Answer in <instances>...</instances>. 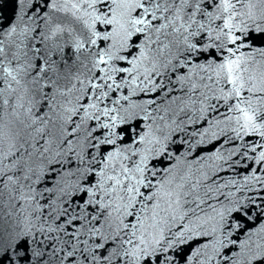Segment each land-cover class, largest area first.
Masks as SVG:
<instances>
[{"label":"snow or ice","instance_id":"obj_1","mask_svg":"<svg viewBox=\"0 0 264 264\" xmlns=\"http://www.w3.org/2000/svg\"><path fill=\"white\" fill-rule=\"evenodd\" d=\"M23 8L0 28V208L16 221L0 264H159L195 237L205 243L187 264H264V225L231 223L251 219L243 203L202 215L199 181L181 171L165 131L176 105L207 121L201 135L264 141V0H28V23ZM149 93L162 96L131 100ZM53 143L57 158L76 157L72 192L87 198L75 205L59 184L55 199L36 190L46 174L28 160ZM164 158L168 167L152 163Z\"/></svg>","mask_w":264,"mask_h":264},{"label":"water","instance_id":"obj_2","mask_svg":"<svg viewBox=\"0 0 264 264\" xmlns=\"http://www.w3.org/2000/svg\"><path fill=\"white\" fill-rule=\"evenodd\" d=\"M22 3L24 6L23 10L27 11L28 0H0V18H3L5 21L3 25H0V28L7 27L8 23L16 19V13L21 11ZM31 15L32 12L27 11V15L24 16L25 23L29 22L28 17ZM41 27H43L42 24ZM32 43L36 42L33 41ZM51 43L48 42L49 47ZM29 46H31V43ZM37 46L42 49L45 47L44 44L39 43H37ZM256 46L264 45H261L257 41ZM55 58L58 59L59 57L57 56ZM121 94L127 95V92L116 93L117 96ZM173 95H180V93H173ZM149 96L154 99H159L162 94H138L137 96L131 97V100L133 103L142 104ZM112 98L115 99L116 97L113 96ZM108 104L112 106L111 101H108ZM172 108L173 111L169 113V118L174 119L175 123L172 124L171 129L165 130L171 136L169 151L175 153L180 158L179 167L181 171L190 173L193 183L199 181V187L193 195H199L200 198L206 201L201 206L203 208V213L201 214L214 215L212 212L213 208L217 211H223L233 208L239 203H243L248 206V214L251 219L245 220L241 215L233 214L228 217L231 223L236 224L239 221L244 231L264 225V162L257 161L259 152L264 151V148H257L255 152L251 150L254 142L256 144H264V141L251 135L244 139H233V133L221 134L215 129L217 131L215 138L212 137L211 133L201 135L204 129L208 127L207 121H189L187 116L182 113L176 115L178 111L176 105H173ZM8 111L10 112L11 109ZM4 119V109L0 107V122ZM90 123L93 126L95 124L94 121ZM143 123L142 120L138 119L134 122V126L139 130L143 126ZM120 135L127 141L128 132L121 130ZM57 143H53L51 152L46 153L44 157H41L39 153H34L30 160L27 157L25 159L28 160L29 165L34 170L38 172L43 170L46 174L43 182L36 186L38 192L51 188L53 189L51 199H55L56 196L60 195V192L56 188V185L59 184V187L65 188L69 193V195L64 196V200L71 199L72 204L75 205L87 198L85 194L72 192L71 186L77 182L79 177L78 175H68V173L75 172L77 160L74 154L71 155L70 161L64 156L57 158L55 154L60 150L57 147ZM29 151L32 150L29 149ZM56 159L63 161L62 168L60 164L55 163ZM50 162L54 167H50ZM152 163L157 168H161L168 167L170 162L167 158H164L155 160ZM171 163H176V161L173 160ZM57 173L59 174L57 175ZM94 180L95 177H91L89 182H94ZM45 195H48L47 192H45ZM7 212V208H0V255H3L4 244L8 243L9 237L7 234L16 228L15 219L6 215ZM206 227L210 230L211 225H206ZM175 231L176 229L174 228L173 232ZM236 234L243 235V233ZM37 239H41V237L37 235ZM203 243H205V240L202 237L187 240L184 244L177 243L174 248L169 249L167 252L159 253V264H163L166 256L172 258L171 264H187V258L192 254L193 250L197 249ZM162 247H167V245L163 244ZM200 259L202 257H197L191 264H198ZM2 264H8L7 257H4ZM152 264H157L154 257L152 258ZM213 264H221V262L217 259L213 261Z\"/></svg>","mask_w":264,"mask_h":264}]
</instances>
